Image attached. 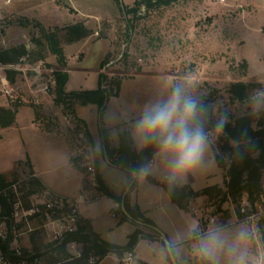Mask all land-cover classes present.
Wrapping results in <instances>:
<instances>
[{"label":"rangeland","instance_id":"374dc122","mask_svg":"<svg viewBox=\"0 0 264 264\" xmlns=\"http://www.w3.org/2000/svg\"><path fill=\"white\" fill-rule=\"evenodd\" d=\"M3 1L0 0V49L23 44L34 53L33 59L38 57V53L44 56L43 60L34 61L37 65L41 66L42 62V69H51V72L40 76L35 72L30 74L29 70L27 73L18 71L15 81L17 100L10 103L4 101L3 105L12 107L20 103L21 107H28L24 111L31 112L30 107L35 106L50 129H57L67 137L75 152L78 149V122L68 123L63 106L55 103L53 73H65L67 70L47 44H35L34 38L42 37V29H61L57 32L66 50L65 55L77 69L72 75L85 79L84 86L96 88L100 76L96 67H101L102 61L110 56L109 64L101 70L109 77H125L122 85L124 83V99L128 105L137 100L144 107L142 99L152 101L165 95L175 83H184L202 98L214 97V114L226 111L231 117L264 112V104L251 105L254 95L264 91V0H226L225 4L218 0H177L169 6L150 10L141 8L137 16L126 12V8L133 6L136 0H40L38 4L25 7L17 6L29 1L17 0L10 5H5ZM76 23H84L90 34L69 43L65 29ZM244 61L248 63L246 69ZM139 67L142 72H166L170 79L149 73L137 78L129 77L135 75ZM9 68L0 65V74L5 75ZM244 72L246 77L242 76ZM237 80L260 83L262 86L249 89L244 101H234L227 85L229 81ZM46 85H51L47 93L43 91ZM115 98L110 97L100 114L103 126L104 115L115 107ZM57 107L62 108L60 115L56 114ZM212 139L215 140V135ZM14 155L25 158L26 150L19 147L13 151ZM202 169L204 172L211 171L212 175L207 181L199 179L197 188L223 184L222 171L215 161L207 160L195 172ZM20 177L24 179L19 173L11 181L20 180ZM221 196H213L209 201L211 215L208 218L228 224L230 217L236 214L235 205L231 201L221 204ZM26 203L32 205L37 200L26 199ZM263 215L253 221H243L252 243L255 242V254L263 250L259 246L256 228ZM43 219L39 217L34 225L45 222L46 219ZM201 227L205 229L206 226L202 224ZM44 233V230L33 232L29 239H25V245H46Z\"/></svg>","mask_w":264,"mask_h":264},{"label":"crops","instance_id":"0c3cea01","mask_svg":"<svg viewBox=\"0 0 264 264\" xmlns=\"http://www.w3.org/2000/svg\"><path fill=\"white\" fill-rule=\"evenodd\" d=\"M39 2L40 0H29L28 3L24 2L17 7H25L29 4H38ZM78 49L81 50V48ZM75 68L71 65L68 57L66 70L69 78L65 91L69 93L78 90L95 89V86H84L85 79L74 78L72 73L74 70H77ZM96 72L100 75L102 72L100 66L96 67ZM148 73L154 74L157 77L163 76L170 79L166 72L153 73L141 71L130 76L137 78ZM97 83L99 84V80ZM124 96L123 83L119 97L114 99L115 107L110 109L108 114L104 115L103 121L105 127L100 120V109L95 104L87 106L76 105L74 115L86 123L92 136L95 155H98V162L95 163L97 172L100 173L107 187L116 196H122L125 189L130 186L127 184L128 174L126 170L115 167L108 159L106 149L103 146L102 129H108L110 146L113 148L119 146L120 133L125 129L128 130L136 152L141 151L136 145L133 133L135 122L139 118L143 107H141L140 102L137 100H135V103L128 105ZM142 102L145 105L148 101L142 99ZM26 108L28 107H21L18 110L16 122L13 126L7 128L0 127V173L6 175L10 182L13 176L19 175V173L23 175L24 179L27 177L29 179L32 176L36 177L46 189L66 197L77 198L83 195L87 199L99 195L97 199L91 202H80L79 211L82 219H88L94 231L103 240L124 246L128 243L130 235L137 229L143 231L138 244L133 249V261L129 264H142V262L148 264L195 263V260L198 259L193 251L195 242L198 234L203 233L207 229L208 215H211L208 207V196L203 195L192 199L186 208H182L175 203L162 186L163 183L170 180L167 179L164 157L156 153L149 162L153 167V172L148 176L156 179L158 183L149 181L148 176H139L137 186L132 189L130 187V191L126 195L131 205H138L144 217L150 221V224L145 222L141 224V221L137 222V220H120L112 215L116 200L102 194L99 189H92L87 184L88 182L85 185L84 180H88L89 173L87 171L83 173L73 165L71 159L77 154L73 147H71L67 137L57 129L45 131L44 125L40 121H36L34 108L30 107L32 108V112L24 111ZM61 110L62 108L57 107L56 114L60 115L62 113ZM66 119H68L67 116ZM19 147L26 150L25 158L23 156H13V151L18 150ZM215 153L216 150L213 143L212 151L206 156L205 162L209 160L215 161L217 164ZM219 169L222 171L224 179L223 184L219 183L216 185L225 189V172L220 167ZM211 173V171L204 172L203 169L197 173L194 169L183 178L173 182L180 187L190 186L195 191H201L206 187L214 186L196 187L199 179L207 181L211 178ZM20 179L22 178L20 177ZM194 209H198L199 211L195 212ZM201 209H203V213L200 212ZM189 213L199 215H189ZM236 217V214L232 215L230 223L226 225L222 224L221 228L226 233H232L236 228L244 226V222L237 221ZM142 221L144 220L142 219ZM200 221H202L201 224ZM216 221L218 222L217 219ZM202 224L206 226L205 229L201 227ZM208 227L212 228V226ZM196 228L199 229V233L192 231ZM170 242H176L177 244V251L175 253L170 252L167 248ZM248 248L251 253L255 254V242L252 243L251 237L248 241ZM125 256L126 253L123 257ZM96 264H123V262L122 258L116 253H109Z\"/></svg>","mask_w":264,"mask_h":264},{"label":"trees","instance_id":"16d2710c","mask_svg":"<svg viewBox=\"0 0 264 264\" xmlns=\"http://www.w3.org/2000/svg\"><path fill=\"white\" fill-rule=\"evenodd\" d=\"M177 0H136L133 6L126 8L128 14L137 16L139 9L150 10L152 8H160L163 6H169ZM59 27L56 30L42 29V37L34 38L37 46H44L47 44L49 50L54 54L59 63L66 67L68 59L65 55L62 42L58 35ZM67 30V42L73 43L81 40L82 38L90 34L84 23H76L66 27ZM45 40V42H44ZM34 53L29 51L25 45H17L8 48L0 49V63L6 66L18 65L25 59L26 63H35L34 61H40L44 59L41 53H38V57L33 59ZM125 56V54H124ZM110 56L106 57L102 63L101 68H104L106 64L110 62ZM243 67L246 69L248 63L243 62ZM138 72L142 71V68H137ZM30 74H33L31 72ZM7 78L11 83H15L17 71L12 69L6 70ZM55 77V103L59 106H63L66 114L75 115L76 105L87 106L95 104L102 112L109 101L110 97H118L121 90L122 81L125 77H109L105 72H101L99 76V84L95 89L78 90L67 93L65 86L67 84L69 75L67 72L60 73L55 71L53 73ZM243 77L247 76V73L242 74ZM131 77V76H129ZM228 92L231 98L235 101H244L247 96V92L251 88L262 86L260 83H247L245 81H229ZM205 102L210 106L213 113L212 119L208 122V128L210 129L214 122V97L203 98ZM21 107L20 103H15L12 107L0 106V127L7 128L15 124L18 110ZM35 111L36 121H40L46 130H51L47 121L43 117L42 113L32 106ZM229 124L225 129L223 136H216L214 148L216 150L215 158L218 166L225 172V189L218 185L209 186L201 191H195L190 186H178L173 181L163 183L162 186L165 191L170 195L172 200L182 208H186L192 199L199 196L206 195L209 197V201L213 199V196H221V204L231 202L235 205V212L238 218L242 219L252 213L258 211L257 204L262 203L264 209V112H251L241 116L229 117ZM78 126L82 124L86 127V135L90 139L92 136L84 121L77 118ZM79 128V127H78ZM247 130L248 137L251 141V147L248 146L247 141L242 138L241 133ZM103 134V146L106 149L108 159L111 163L117 167L126 170L128 174V185L135 188L138 184V175L134 177V171L141 165L148 164L151 159L157 153V149L154 144L149 145L147 148L142 149L140 152H136L133 146V140L128 130H123L119 136V146L113 148L110 146L109 131L106 128L102 129ZM233 140L239 141V144L232 146L230 143ZM96 156V162H98V155ZM74 166H76L81 172L87 171L86 167L82 163L81 156H74L71 159ZM149 181L158 183L156 179L151 176L147 177ZM97 179L99 183V190L102 194L113 198L116 201H123L124 206L128 213L134 220H144L150 224V221L144 217V214L138 207V205H131L128 198L114 195L105 184L102 176L97 172ZM87 185L88 180L85 181ZM87 183V184H86ZM30 188V193L39 192L46 189L36 177H30L27 181ZM11 182L7 179L6 175L0 173V192L7 193L0 195V213L1 215H8L11 211V204L9 202L11 198L10 191ZM222 193V194H221ZM246 196L250 201L251 208L247 215L241 214V202L243 197ZM222 212V209L218 210ZM261 215V214H260ZM44 220V219H43ZM256 228L259 234V243L264 250V215L259 218L256 223ZM143 231L137 229L130 235L129 241L126 245H116L107 242L97 234L90 221L88 219H82L80 216L79 230L75 233L69 234L65 237L64 242L59 247V254H61V260L67 259L62 264H91V257H98V261L102 260L109 253H116L123 258V255L128 251H133L138 244ZM70 242H77L82 244V252L79 257H72L66 251V244ZM52 246V245H49ZM34 247V246H33ZM46 248V245L34 247L36 250ZM70 258V260H68ZM60 259L53 258L52 263H57ZM97 261V262H98ZM142 264H148L142 262ZM194 264H202L200 259H196Z\"/></svg>","mask_w":264,"mask_h":264},{"label":"clouds","instance_id":"9594fccd","mask_svg":"<svg viewBox=\"0 0 264 264\" xmlns=\"http://www.w3.org/2000/svg\"><path fill=\"white\" fill-rule=\"evenodd\" d=\"M264 104V91L254 95L251 105ZM211 128L208 122L213 113L210 106L188 85L175 83L169 91L147 102L135 122L134 139L139 149L154 144L157 155L164 157L167 179L175 181L201 166L212 151L213 135L223 136L230 120L226 111L214 114ZM242 138L251 147L247 130ZM232 146L239 141L230 142ZM153 167L144 164L134 171V175L147 177ZM199 233V229H193ZM250 232L247 227L236 228L226 233L216 226L199 233L194 246L195 255L202 264H264V255L253 254L248 248ZM170 252L177 251L176 242L167 245Z\"/></svg>","mask_w":264,"mask_h":264},{"label":"built area","instance_id":"2783aa9c","mask_svg":"<svg viewBox=\"0 0 264 264\" xmlns=\"http://www.w3.org/2000/svg\"><path fill=\"white\" fill-rule=\"evenodd\" d=\"M17 0H4L5 5H10L15 3ZM29 1V0H21ZM71 1V0H70ZM219 2L225 4L226 0H218ZM41 62V66H42ZM3 67H7L4 64H1ZM40 65L35 63H25L23 62L17 65L8 66L9 69L19 71V72H35L39 76L44 73L51 72V69H42ZM45 67V66H44ZM18 72V73H19ZM53 77L50 79L52 82ZM51 86V85H50ZM49 85L43 89L47 93L49 90ZM16 84L11 83L7 78V75L0 74V106L3 105V102L6 101L10 103L12 100L16 102L17 98L16 93ZM67 120L75 123L77 119L72 114H67ZM74 120V121H73ZM79 133L77 137V146L78 149L75 152L78 156L82 157V163L86 167L88 176V184L92 189H99V183L97 179V169H96V156H95V147L91 143L90 139L86 135V127L80 124ZM136 177V175H134ZM28 177L25 179H20L17 181H11L10 193L11 198L9 200L11 204V211L8 215H1L0 213V264H49L53 258H61L58 250L60 245L64 242V239L67 235L75 233L79 230V221H80V211L79 203L82 201L91 202L99 197V195L92 198H85L83 195H80L77 198L66 197L60 194H57L49 189H43L39 192L30 193V188L27 184ZM264 184V177H263ZM128 186L123 198L126 197L130 191ZM4 194L7 196V193L0 192V195ZM36 199L37 203L29 205L26 203V199ZM231 201V200H230ZM251 208L250 201L246 196L243 197L241 202V214L247 215L248 211ZM256 212L248 215L242 219L236 217L237 221H253L257 216L264 213L262 203L257 204ZM195 212L199 211L194 209ZM203 212V209L200 210ZM112 215L120 220L126 219L134 221L133 217L126 210L123 201H116ZM237 215V214H236ZM43 217L46 219L45 222L34 225L36 219ZM143 224L142 220H137ZM146 223V222H145ZM218 223V224H217ZM226 225V224H223ZM216 221L215 218H208V226L216 227L223 226ZM44 230L46 237V248L41 250H36L34 247H27L25 245V239L36 231ZM52 245V246H49ZM259 246L261 247L260 243ZM78 248H82V244L77 242H70L66 244V251L68 254H74L70 256L79 257L81 256V251ZM70 252V253H69ZM260 255H264V250L261 249ZM133 251L126 252V256L122 258L123 264H129L133 261ZM98 257H91L90 263L96 264ZM70 260V258L68 259ZM67 261V259L59 260L57 263L51 264H62Z\"/></svg>","mask_w":264,"mask_h":264}]
</instances>
